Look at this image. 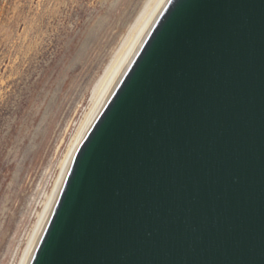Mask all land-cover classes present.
<instances>
[{
	"label": "water",
	"instance_id": "water-1",
	"mask_svg": "<svg viewBox=\"0 0 264 264\" xmlns=\"http://www.w3.org/2000/svg\"><path fill=\"white\" fill-rule=\"evenodd\" d=\"M31 264H264V0L172 1Z\"/></svg>",
	"mask_w": 264,
	"mask_h": 264
},
{
	"label": "rangeland",
	"instance_id": "rangeland-1",
	"mask_svg": "<svg viewBox=\"0 0 264 264\" xmlns=\"http://www.w3.org/2000/svg\"><path fill=\"white\" fill-rule=\"evenodd\" d=\"M144 1L0 0V264L18 263L69 138Z\"/></svg>",
	"mask_w": 264,
	"mask_h": 264
},
{
	"label": "bare ground",
	"instance_id": "bare-ground-1",
	"mask_svg": "<svg viewBox=\"0 0 264 264\" xmlns=\"http://www.w3.org/2000/svg\"><path fill=\"white\" fill-rule=\"evenodd\" d=\"M172 1L147 0L140 15L136 16L138 18H136L135 23L133 22L134 24L130 25L131 28L122 44H120L121 42L119 43L118 51L112 57L113 59L110 64L108 63L109 65L103 76L94 87L87 109L82 114L80 121L69 138V142L58 163V171L53 179L51 188L45 193L42 208L36 214V220L28 234L24 250L21 249L23 251L17 264L32 263L64 190L80 146L118 89L156 24Z\"/></svg>",
	"mask_w": 264,
	"mask_h": 264
},
{
	"label": "snow or ice",
	"instance_id": "snow-or-ice-1",
	"mask_svg": "<svg viewBox=\"0 0 264 264\" xmlns=\"http://www.w3.org/2000/svg\"><path fill=\"white\" fill-rule=\"evenodd\" d=\"M179 10V9H178ZM165 38V37H162V39Z\"/></svg>",
	"mask_w": 264,
	"mask_h": 264
}]
</instances>
